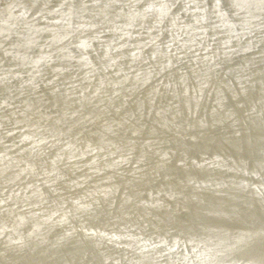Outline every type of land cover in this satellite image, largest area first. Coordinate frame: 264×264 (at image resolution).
I'll use <instances>...</instances> for the list:
<instances>
[{"label":"bare ground","instance_id":"bare-ground-1","mask_svg":"<svg viewBox=\"0 0 264 264\" xmlns=\"http://www.w3.org/2000/svg\"><path fill=\"white\" fill-rule=\"evenodd\" d=\"M2 1L0 264H264V0Z\"/></svg>","mask_w":264,"mask_h":264},{"label":"water","instance_id":"water-1","mask_svg":"<svg viewBox=\"0 0 264 264\" xmlns=\"http://www.w3.org/2000/svg\"><path fill=\"white\" fill-rule=\"evenodd\" d=\"M3 1L2 0H0V5H1V3H2ZM57 14H59V13H57Z\"/></svg>","mask_w":264,"mask_h":264}]
</instances>
